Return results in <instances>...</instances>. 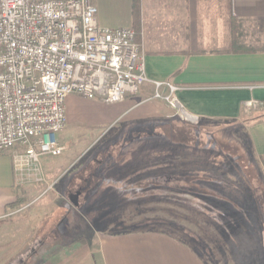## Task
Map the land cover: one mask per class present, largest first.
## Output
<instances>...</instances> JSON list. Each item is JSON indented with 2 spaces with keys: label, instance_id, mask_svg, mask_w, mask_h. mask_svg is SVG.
<instances>
[{
  "label": "rangeland",
  "instance_id": "374dc122",
  "mask_svg": "<svg viewBox=\"0 0 264 264\" xmlns=\"http://www.w3.org/2000/svg\"><path fill=\"white\" fill-rule=\"evenodd\" d=\"M168 120L174 121L173 137L164 127L150 135L137 131L147 124L125 127L117 122L90 129L66 124L56 135L65 147L63 153L42 156L20 171L21 202L0 219V264H44L87 237L96 248L99 233L160 231L200 251L217 246L216 239L220 248H228L224 238L238 220L250 232L259 233L247 205L238 203L239 197L251 200L250 187L258 189L261 199L263 193L245 124L200 120L192 124L179 115ZM133 128L134 142L125 144V135ZM99 147H109L112 156L96 170L106 181L91 195H79L76 191L84 184L81 176L89 173L83 171L71 183L65 177ZM6 151L12 157V150ZM160 173L204 178V183L193 186L206 194L181 192L174 188L176 180L157 177ZM238 229L235 235H246L241 226ZM218 258L223 264V256Z\"/></svg>",
  "mask_w": 264,
  "mask_h": 264
},
{
  "label": "crops",
  "instance_id": "0c3cea01",
  "mask_svg": "<svg viewBox=\"0 0 264 264\" xmlns=\"http://www.w3.org/2000/svg\"><path fill=\"white\" fill-rule=\"evenodd\" d=\"M94 4L100 26L136 31L144 45L147 76L178 85V98L190 114L201 122L250 120L243 128L263 193L261 199L258 189L250 187L251 200L239 197L238 203L247 205L260 232H250L238 220L224 238L229 247L220 248L216 239L219 247L209 251L154 230L99 233L96 248L88 237L77 239L72 248L61 249L44 264H220L218 256H223V264H264V108L243 110L246 100L264 102V0H94ZM152 92L153 86L145 84L137 94L113 104L71 94L65 101L66 124L90 129L120 122L134 127L178 115L164 101L153 99ZM8 153H0V219L10 215L23 196L21 172ZM240 226L245 236L235 235Z\"/></svg>",
  "mask_w": 264,
  "mask_h": 264
},
{
  "label": "built area",
  "instance_id": "2783aa9c",
  "mask_svg": "<svg viewBox=\"0 0 264 264\" xmlns=\"http://www.w3.org/2000/svg\"><path fill=\"white\" fill-rule=\"evenodd\" d=\"M145 84L153 99L198 123L180 102L178 85L147 76L133 28L98 24L94 0H0V153L12 150L19 171L63 153L56 135L66 125L69 95L113 104ZM256 108L264 102L243 104L245 113Z\"/></svg>",
  "mask_w": 264,
  "mask_h": 264
},
{
  "label": "trees",
  "instance_id": "16d2710c",
  "mask_svg": "<svg viewBox=\"0 0 264 264\" xmlns=\"http://www.w3.org/2000/svg\"><path fill=\"white\" fill-rule=\"evenodd\" d=\"M249 121H250L249 119H245L242 122V124H248ZM173 124H174V121H171V120H168V121L156 120L153 123L147 124V126H144L143 128H136V129H138L137 131H140L143 129L144 133L150 135L152 133H156L160 127H164L165 129L168 130L167 135L169 137H173V133H174L173 132V128H174ZM140 126H142V125H136L134 127H140ZM147 127L150 128V130H146L145 128H147ZM164 128H162V129L165 130ZM135 131L136 130H134V128H133L132 130H130L129 133H127L125 135V138H126L124 141L125 144L134 142L132 137H133ZM114 143H115V141H110V145H114ZM172 143L173 144H181V142H178V141H177V143H176V141H174ZM110 158H112V156H111V152L109 150V147L104 148V149L99 147L92 153L91 156H88L84 160L82 165L77 170L70 172V174L67 177H65V179H69V182L71 183V181L73 179H75L78 175H80L83 171L88 172L89 175L81 176V179H83L84 184L81 185L79 187V189H77L76 192L79 195H81L84 192L85 195L89 196L92 193H94L96 186L99 187L100 185H102L106 181L103 174L102 173L97 174L98 172H96V170H98V167L100 165H102L105 161L109 160ZM253 166H254V164H253ZM253 168H254V171L256 172V175L259 179L257 168L256 167H253ZM157 177H169L172 180H176V185H174V188L178 189L181 192H190L194 195L206 194V192L203 189H201V187H196V186L194 187L193 186V185H198L199 183L202 184V182L204 183V178H200L195 174L185 176L184 174H179V175L167 174V175H164V173H160L157 175ZM207 180L210 181L209 183H211L212 187H216V185H215L216 183H214L215 181L213 179L211 180V178H208ZM259 182H260V179H259ZM211 192H214V191L212 190ZM75 193H73V194H75Z\"/></svg>",
  "mask_w": 264,
  "mask_h": 264
}]
</instances>
